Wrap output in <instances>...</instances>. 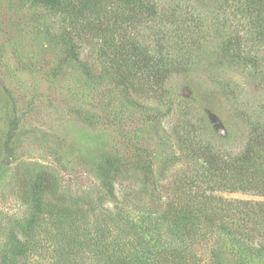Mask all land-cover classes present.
Wrapping results in <instances>:
<instances>
[{
    "label": "rangeland",
    "instance_id": "1",
    "mask_svg": "<svg viewBox=\"0 0 264 264\" xmlns=\"http://www.w3.org/2000/svg\"><path fill=\"white\" fill-rule=\"evenodd\" d=\"M158 3L167 15L158 26L160 38H166L172 56L189 60L190 66L187 74L169 82L176 93L172 104L124 87L111 62L124 33L146 41V21L135 28L128 13L117 22L110 3L104 13L87 12L94 25L110 16L101 31L93 32L88 22L79 25L75 14L33 0H0V264H10L13 256L19 264L64 263L61 256L54 258L56 243L49 235L45 238L49 229L41 230L40 243L26 246L36 181L42 175L55 178L59 200H90L100 217L113 207L114 219V207L120 203L127 205L125 216L137 222L146 212L140 199L150 196V179L166 192L156 206L159 212L169 208L170 200L180 201V178L195 181L198 176L194 161L188 158L187 165L176 155L183 96L191 102L186 113L204 114L215 130L216 144L223 147L243 145L244 118L264 122V40L257 37L260 24L250 21L245 0ZM69 31L79 46V59L67 55ZM227 41L242 44L248 66L222 55ZM13 122L17 128L10 137ZM230 130L231 138L224 139ZM146 158L153 163V173L146 174ZM104 182H113L117 197L107 193ZM223 195L264 200L251 191ZM251 226L244 230L252 232ZM255 231L257 237L250 242L260 248L263 219ZM224 236L221 264H264V249L258 255ZM20 244L25 252L19 255ZM91 247H82V253L90 256ZM205 251V246L199 247L204 261L210 262ZM71 257L73 264H83L75 252ZM86 259L85 264L96 262Z\"/></svg>",
    "mask_w": 264,
    "mask_h": 264
},
{
    "label": "trees",
    "instance_id": "2",
    "mask_svg": "<svg viewBox=\"0 0 264 264\" xmlns=\"http://www.w3.org/2000/svg\"><path fill=\"white\" fill-rule=\"evenodd\" d=\"M33 1L77 15L79 25H82L81 21L88 22L93 32L101 31L110 16L94 25L87 12L104 13L110 3L114 4L117 22L128 13L127 19L135 28L136 23L146 21V41L127 37L124 33L122 42L113 48L111 62L124 87L144 90L146 99H161L162 104L166 100L175 103L172 96L176 93L169 82L174 76L187 74L190 66L189 60L181 61L179 56H172L166 38H160L158 26L167 15L160 11L158 0ZM245 10L250 21L255 25L259 22L257 37L264 40V0H245ZM70 31L65 35L66 52L69 57L79 59V46ZM225 45L223 56L240 66H248L250 58L241 49V43L233 45L227 41ZM138 79H144L146 83ZM179 103L181 129L177 131V149L180 155H176L180 160L185 159L187 165H190L188 158L194 161L198 170L195 181L180 178L182 187L177 193L180 201L170 200L166 204L169 208L159 212V201L166 192L157 180L150 179V184L146 183V192L150 196L140 199L146 212L136 218L137 222H134L135 217L125 216L127 205L120 207V203L114 207L118 210L114 219L111 216L113 207H108L110 212L100 217L99 209L90 200L71 203L67 199L59 200L55 178L42 175L36 181L35 208L28 222L26 246L34 245L36 241L40 243L41 230L49 229L45 238L49 235L56 243L54 258L61 256L63 264H73L71 256L74 252L83 264L87 257L96 260L95 264H221L222 242L228 234L247 251L259 255L264 249V239L260 248L250 241L257 237L255 230L264 220V200L229 198L223 193L251 191L264 195V122L244 118L243 145L223 147L216 144L215 130L210 123L207 125L209 121L204 114L186 113L185 109L191 107L189 97L183 96ZM16 128L17 122L11 123L10 137ZM230 138L231 130L224 139ZM146 162H149L146 174L153 173L151 159L146 158ZM107 173L110 174L109 170ZM103 185L110 196L117 197L113 182ZM250 224L253 231L244 230ZM211 239L213 241L209 243ZM84 245H92L90 256L82 253ZM23 246L16 254L25 252ZM200 246H205L203 253L211 257L210 262L204 261ZM10 264H19L18 257L10 258Z\"/></svg>",
    "mask_w": 264,
    "mask_h": 264
}]
</instances>
